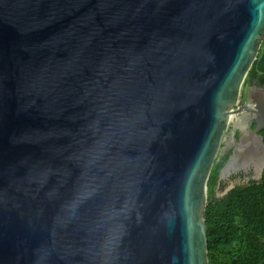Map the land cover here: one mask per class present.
<instances>
[{"label": "water", "instance_id": "1", "mask_svg": "<svg viewBox=\"0 0 264 264\" xmlns=\"http://www.w3.org/2000/svg\"><path fill=\"white\" fill-rule=\"evenodd\" d=\"M263 41L264 0H0V264H209Z\"/></svg>", "mask_w": 264, "mask_h": 264}, {"label": "trees", "instance_id": "2", "mask_svg": "<svg viewBox=\"0 0 264 264\" xmlns=\"http://www.w3.org/2000/svg\"><path fill=\"white\" fill-rule=\"evenodd\" d=\"M264 82V41L247 80ZM222 164L212 169L208 193L219 185ZM209 264H264V171L260 180L208 200L205 211Z\"/></svg>", "mask_w": 264, "mask_h": 264}, {"label": "flooded vegetation", "instance_id": "3", "mask_svg": "<svg viewBox=\"0 0 264 264\" xmlns=\"http://www.w3.org/2000/svg\"><path fill=\"white\" fill-rule=\"evenodd\" d=\"M244 85L240 97L242 107L250 105L258 112V108L254 105V102L257 105L261 101L264 105V82L258 79H246ZM246 87H248L247 91ZM240 116L242 119L239 120L236 117V121L233 123L232 127L228 129L227 138L221 148L218 158L220 162H224L225 165L230 157L235 156V159H238V163H234L230 170L234 173L238 172L236 173L239 175L238 179H240V181L246 180L247 184H249L251 181L256 180L260 165L264 162V127L253 137L252 144L248 142L242 145L241 140L245 137L248 128L250 126L255 128L257 125V114L250 112L243 115L241 111ZM238 145H240V147H238ZM224 165L220 168L219 174L218 186H220V190H223L228 183L226 178L229 172L224 177L221 175V170ZM251 167L253 170L249 171ZM241 170L244 172H240ZM230 191L231 189L229 192ZM229 192H227L226 195H228Z\"/></svg>", "mask_w": 264, "mask_h": 264}, {"label": "rangeland", "instance_id": "4", "mask_svg": "<svg viewBox=\"0 0 264 264\" xmlns=\"http://www.w3.org/2000/svg\"><path fill=\"white\" fill-rule=\"evenodd\" d=\"M244 89H245V85H244ZM247 90H248V87H246V91H247ZM233 123H234V121L231 120V122L229 123V128L232 127ZM220 164H222V163L220 162V159L217 157V159H216V161H215V163H214L213 168H215L216 166H218V165H220ZM223 164H224V162H223ZM256 180H260V179L258 178V179H256ZM246 184H247V183L243 184V186L246 185ZM238 186H241V185H238ZM238 186H235V187H233L232 189H234V188H236V187H238ZM217 188H218V187H217ZM217 188L215 189V191H214V193H213L212 195H209V193H208V200H216V199L219 200L220 198H223V197L226 195L227 192H229V190H228V191H226L224 194L218 196V195H217ZM232 189H231V190H232Z\"/></svg>", "mask_w": 264, "mask_h": 264}]
</instances>
